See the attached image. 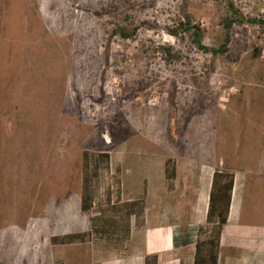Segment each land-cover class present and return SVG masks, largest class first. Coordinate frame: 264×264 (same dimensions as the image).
Here are the masks:
<instances>
[{"label": "rangeland", "instance_id": "rangeland-1", "mask_svg": "<svg viewBox=\"0 0 264 264\" xmlns=\"http://www.w3.org/2000/svg\"><path fill=\"white\" fill-rule=\"evenodd\" d=\"M230 3L264 16V0H0V264H86L108 244L90 234L97 197L126 201L121 181L155 179L164 161L254 162L264 29L234 24L213 53ZM184 14L209 51L167 33ZM85 152H107L109 172L91 177L82 213ZM258 200L248 222L264 227ZM66 234L80 238L53 241Z\"/></svg>", "mask_w": 264, "mask_h": 264}, {"label": "crops", "instance_id": "crops-1", "mask_svg": "<svg viewBox=\"0 0 264 264\" xmlns=\"http://www.w3.org/2000/svg\"><path fill=\"white\" fill-rule=\"evenodd\" d=\"M260 151L254 162L180 157L170 164V179L165 177L164 161L155 179L142 177L136 185L121 181L123 200L144 196L143 214L138 221L130 219L129 236L121 248L96 246L86 264H144L145 256L151 255L157 256L156 264H195L197 230L206 223L215 171L233 174L217 264H264V227L248 222V216L263 214L258 199L264 195V146Z\"/></svg>", "mask_w": 264, "mask_h": 264}, {"label": "trees", "instance_id": "trees-1", "mask_svg": "<svg viewBox=\"0 0 264 264\" xmlns=\"http://www.w3.org/2000/svg\"><path fill=\"white\" fill-rule=\"evenodd\" d=\"M228 14L222 17V25L226 30L224 42L219 49H213V53L219 52L225 48L229 42L228 30L234 24H250L257 25L264 29V16L262 18H246L230 3L227 7ZM137 28L131 31L120 29L119 34L122 38L127 39L133 37ZM171 36H177L179 32L186 33L191 40V43L202 51H209L202 44V30L198 25L192 24L190 15L184 14L183 20L179 21L176 28L166 29ZM162 50L169 59L176 57L171 53V47L164 46ZM84 167V190L80 199V210L86 213L90 210L93 204L94 195L91 190H88V184L91 177H98L101 173L109 172V154L107 152H98L91 154L85 152L83 154ZM88 175V177H87ZM174 175L173 169L169 165V161H165V177L172 178ZM233 185V174L226 171H215L212 179V186L209 195L208 209L206 213V223L200 226L197 230V239L194 251L195 264H217L219 240L223 225L227 221L228 211L230 206V196ZM144 196L131 201H111L110 194L107 192L106 200H101L97 197L99 206L98 215L90 219V234L97 239L105 240L108 247L121 248L127 241L130 231V219L139 218L144 211ZM80 238L78 234H66L60 238H55L53 241H59L62 244L72 243ZM82 235V241H83ZM157 256H145L144 264H156ZM54 264H62L55 262Z\"/></svg>", "mask_w": 264, "mask_h": 264}]
</instances>
